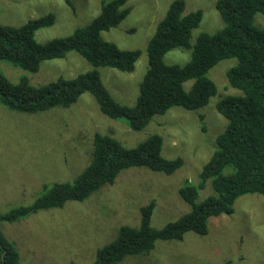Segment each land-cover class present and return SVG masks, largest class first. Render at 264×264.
<instances>
[{"label": "rangeland", "instance_id": "rangeland-1", "mask_svg": "<svg viewBox=\"0 0 264 264\" xmlns=\"http://www.w3.org/2000/svg\"><path fill=\"white\" fill-rule=\"evenodd\" d=\"M112 0H0V25L21 27L48 14L55 25L37 32L38 43L70 36L90 25L100 14L103 2ZM176 0H128L130 15L117 27L101 34L123 50H140L142 56L133 73L100 68L104 85L122 105L134 107L149 68L147 48L159 23ZM185 14L197 11L203 19L193 31L191 45L203 34H216L224 27L216 9L218 0H183ZM71 3V5L69 4ZM255 25L264 29V16ZM191 50L176 49L165 55L168 65H185ZM237 64L229 59L212 68L208 77L217 87L209 104L196 111L173 108L155 116L141 132L125 120L104 116L90 94L70 108H55L34 115L9 110L0 103V214L30 206L44 187L72 183L92 160L96 134L111 136L127 148H135L152 135L164 140L165 159L182 158L183 166L172 175L145 168L123 171L112 186L84 202H68L64 208L41 211L15 223H1L5 236L15 243L20 264H92L101 248L114 242L122 226L138 227L141 209L155 201L151 224L155 229L178 221L191 208L180 197L187 185L199 186L200 174L217 149V138L228 121L217 104L242 93L230 86L227 75ZM93 67L78 53L65 59L44 62L38 73H29L0 61V73L18 83L28 77L42 86L61 77L72 80ZM194 81L184 84L191 91ZM212 184L199 190L197 203L213 195ZM209 233H188L183 241H158L150 255L127 258L122 264H264V197H240L234 213L211 218Z\"/></svg>", "mask_w": 264, "mask_h": 264}, {"label": "trees", "instance_id": "trees-1", "mask_svg": "<svg viewBox=\"0 0 264 264\" xmlns=\"http://www.w3.org/2000/svg\"><path fill=\"white\" fill-rule=\"evenodd\" d=\"M71 5V3H69ZM186 4L176 0L159 23L147 48L149 68L140 84L136 106L116 101L103 83L100 68L133 73L142 56L140 50H123L105 41L101 34L117 28L132 12L128 0L103 2L99 16L70 36L38 43V31L55 25L48 14L21 27L0 25V61L29 73H38L44 62L65 59L78 53L93 70L72 80L63 77L42 86H33L28 77L11 82L0 73V103L11 111L30 115L55 108H70L82 95L90 94L101 113L112 120H125L135 132L143 131L155 116L173 108L196 111L217 94L209 71L220 62L235 59L228 72L232 88L242 95L228 96L217 104V111L228 121L217 138V149L200 174L199 186L187 184L181 199L189 213L163 229L151 221L155 201L141 209L138 227L122 226L118 238L97 252L92 264H122L127 258L150 255L158 241H183L193 232L209 233V220L234 213L236 201L245 195L264 197V29L255 25L257 14L264 16V0H218L216 9L224 27L216 34H203L195 46L192 34L203 19L197 11L185 14ZM191 50L185 65H168L165 55L173 50ZM194 81L191 91L184 84ZM164 140L152 135L135 148H127L111 136L96 134L90 165L72 183L44 187V193L30 206L0 214L3 222L15 223L41 211L64 208L68 202H84L93 194L115 184L118 176L131 168L172 175L184 164L182 158L163 157ZM212 184L214 194L197 203L199 190ZM0 264H20V253L0 227Z\"/></svg>", "mask_w": 264, "mask_h": 264}]
</instances>
